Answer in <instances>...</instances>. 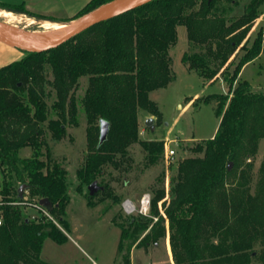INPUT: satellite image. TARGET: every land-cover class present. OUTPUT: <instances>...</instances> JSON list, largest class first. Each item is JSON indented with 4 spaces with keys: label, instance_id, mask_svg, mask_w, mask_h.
<instances>
[{
    "label": "trees",
    "instance_id": "trees-1",
    "mask_svg": "<svg viewBox=\"0 0 264 264\" xmlns=\"http://www.w3.org/2000/svg\"><path fill=\"white\" fill-rule=\"evenodd\" d=\"M106 1L89 0L67 19L37 14L24 2H0V10L72 22ZM238 2L148 0L56 48L23 50L22 58L0 67V197L5 202L0 264H53L41 259L46 237L58 243L68 240L54 222L27 220L23 207L8 202L19 199V187L26 184L31 196L47 197L52 213L69 227L65 218L70 202L68 171L49 152L42 158L41 148L47 145L48 133L59 141L67 136L69 123H78L75 91L81 77L88 78L81 104L88 120L89 152L76 170L77 189L82 193L83 186L94 181L102 187L94 195L88 190L87 203L94 206L110 197L120 201L107 182L99 181L109 166L122 173L143 172L161 162L167 141L139 136V112L161 115L150 93L168 87L174 79L168 51L178 40L180 25L185 26L194 49L183 55V62L204 80L221 72L228 86L224 93L203 97L206 104L215 103L219 125L213 136L189 148L191 156L179 160L169 196L164 174L152 184L147 216L113 214L121 230L116 262L132 264L133 245L147 249L157 242L168 219L175 264H264V158L254 187L252 164L246 162L255 158L264 139V91H252L251 83L240 76L244 66L263 51L264 25L251 44L244 40L260 17L264 0H251L242 14L233 16L230 13ZM238 48L244 53L231 71L234 60L228 61ZM48 86L56 92L50 105ZM51 111L55 117H49ZM101 119L110 122L103 143ZM135 144L145 152L141 163L130 152ZM27 146L33 153L22 157L20 151Z\"/></svg>",
    "mask_w": 264,
    "mask_h": 264
},
{
    "label": "rangeland",
    "instance_id": "rangeland-1",
    "mask_svg": "<svg viewBox=\"0 0 264 264\" xmlns=\"http://www.w3.org/2000/svg\"><path fill=\"white\" fill-rule=\"evenodd\" d=\"M29 1L34 3V8H29L31 11L55 19L70 18L86 5L85 0H55L52 3L53 0H0V2L12 4L24 2L26 6H28ZM250 1L239 0L230 14L239 16ZM15 15L17 18L15 20H9L7 17H4V20L8 19V22H14L21 28L37 32L52 31V29L43 25L44 19L37 21V19L24 13ZM259 16L244 43L251 44L256 36V31L264 25V3L260 6ZM177 35V42L168 51L174 79L168 84V87L158 88L150 93V97L157 102L161 115H151L144 109L139 112V136L144 139L166 140L168 142L167 146L176 151L174 162L169 165L164 156L161 162L154 167L145 168L143 172H140V169H134L129 173H122L118 168L109 166L104 177L99 179V181L103 180L100 184L107 182L113 193L121 199L119 202H115L112 197L98 200L100 195L97 197V203L90 206L85 196L89 187L83 186L82 193L77 189L79 181L76 170L85 161L89 152L88 120L83 104H81L87 89L88 78L81 77L79 88L75 91L78 123L67 125V136L62 140H54L48 133L46 136L47 145L41 148L42 158H46V153L49 152L67 169L70 194V202L65 215L69 227L65 228L63 226V231L68 240L58 243L52 238L46 237L40 254L43 261L53 264H117V248L121 238V230L113 222V214L119 212L122 218L141 214L139 211L131 212V214L126 213L123 202L130 198L140 204L139 201L144 193L152 195L151 186L160 174H164L167 195L169 196L170 183L177 174L179 160L191 156L193 152L189 148L197 142L214 135L219 125L216 105L215 103L206 104L203 97L209 93H224L228 90V86L221 72L212 79L204 80L194 69L189 68L183 62L182 57L185 53H190L194 49L191 47L185 26L180 25L177 27ZM8 49L17 53L21 51L17 48L15 50L0 41V67L15 60V58L11 59L13 56L8 53ZM262 49L260 56L246 64L240 73L241 78L247 79L251 83V89L254 92L264 91V41ZM21 53L24 54V52ZM243 53L244 50L238 48L237 52L231 56L228 61L230 63L234 60L230 66L231 71L235 68L234 65ZM49 78L52 79L50 73ZM47 88L50 91L47 98L50 105L56 98V92L50 86ZM49 117H55L53 111H51ZM148 117L154 119V129L146 125ZM258 149L255 158L246 159L247 163L252 164L253 187L259 175L260 163L264 158V139L260 140ZM130 152L133 154L136 163L143 162L145 152L139 144L133 145ZM32 153L33 149L29 146L20 151L22 157L31 156ZM97 186L96 191L102 188L99 183H97ZM118 219L120 220V217ZM159 235L157 242H151L147 249L136 246V244L133 245L131 249L133 264H175L170 247L168 219L163 222Z\"/></svg>",
    "mask_w": 264,
    "mask_h": 264
},
{
    "label": "water",
    "instance_id": "water-1",
    "mask_svg": "<svg viewBox=\"0 0 264 264\" xmlns=\"http://www.w3.org/2000/svg\"><path fill=\"white\" fill-rule=\"evenodd\" d=\"M148 0H108L104 4L90 11L88 14L75 19L76 22L71 28L65 30H52V31H34L26 28H21L18 25L4 20L0 16V41L8 44L12 47L18 48L20 50H26L28 52H40L42 50H48L51 48H56V46L63 44L73 38V36L88 30L90 27L106 21L107 18L121 14L122 12L138 6ZM74 20V21H75ZM71 23V22H69ZM154 119L148 117L146 120V125L151 129H154ZM110 128V122L101 119L100 122V143H103L108 137ZM232 162H229V167ZM90 194L94 195L96 192L97 181H94L88 186ZM27 185L22 184L20 189V196H23ZM42 205H46L49 208L52 207L51 202L47 197L40 200Z\"/></svg>",
    "mask_w": 264,
    "mask_h": 264
},
{
    "label": "built area",
    "instance_id": "built-area-1",
    "mask_svg": "<svg viewBox=\"0 0 264 264\" xmlns=\"http://www.w3.org/2000/svg\"><path fill=\"white\" fill-rule=\"evenodd\" d=\"M167 145H168V142H167ZM167 145L165 149V160L170 165L175 160L176 151L175 149L171 148L170 146L168 147ZM141 199L139 201L140 204H137V202H134L132 199L127 198L123 202L124 211H125V208H127L129 213L134 212V211H139L141 213L140 211ZM40 200L41 198H38L36 196L34 197L31 196L29 190L26 189L23 193V196H20L19 199L11 200L8 203L23 207L27 220L30 219V220L37 221V222H44L48 220V221L54 222L60 229L61 228L63 229V225L60 223V221H58L57 217L52 213L51 209L46 205H42L40 203ZM4 203L5 202L0 197V225L2 224V221H3L2 205ZM150 208H151V201H150Z\"/></svg>",
    "mask_w": 264,
    "mask_h": 264
},
{
    "label": "bare ground",
    "instance_id": "bare-ground-1",
    "mask_svg": "<svg viewBox=\"0 0 264 264\" xmlns=\"http://www.w3.org/2000/svg\"><path fill=\"white\" fill-rule=\"evenodd\" d=\"M0 16H3L2 18L4 19V17L8 18L9 20H15L17 19L16 18V15L12 12V11H9V10H0ZM24 16V15H23ZM21 17V16H20ZM25 18V17H24ZM7 19V20H8ZM50 20V19H49ZM38 21V20H37ZM76 21H72L71 23H66L65 22H51V21H48V20H43V25L46 27V28H49V29H52L54 31L56 30H65V29H69L72 27V25L75 23ZM14 23V22H13ZM37 30V29H36ZM45 30V29H44Z\"/></svg>",
    "mask_w": 264,
    "mask_h": 264
},
{
    "label": "clouds",
    "instance_id": "clouds-1",
    "mask_svg": "<svg viewBox=\"0 0 264 264\" xmlns=\"http://www.w3.org/2000/svg\"><path fill=\"white\" fill-rule=\"evenodd\" d=\"M150 201H151V196L148 193H145V195L141 199V214L147 216L150 211ZM126 203V202H125ZM125 212L128 214H131L128 212V209L125 208Z\"/></svg>",
    "mask_w": 264,
    "mask_h": 264
},
{
    "label": "crops",
    "instance_id": "crops-1",
    "mask_svg": "<svg viewBox=\"0 0 264 264\" xmlns=\"http://www.w3.org/2000/svg\"><path fill=\"white\" fill-rule=\"evenodd\" d=\"M88 1L89 0H85V2L86 3H88ZM52 2H55V0H53V1H51V3ZM33 4L34 3H32V2H30L29 1V3L27 4L28 6H27V8L29 9V8H31V9H33L34 7H33ZM31 9H29V10H31ZM79 11V10H78ZM22 15V14H21ZM72 21H74V20H72ZM56 22V21H55ZM57 22H65V21H57ZM66 23H69V22H67L66 21ZM8 46H10V45H8ZM11 48H14L15 50H16V48L15 47H12V46H10ZM18 49V48H17ZM9 50V49H8ZM18 50H20V49H18ZM4 51H7V50H4ZM8 52V51H7ZM21 52H23V51H20V53H17L16 51H14V50H9V52L8 53H10L13 57L11 58V59H13V58H15V60L16 59H20V58H22L23 57V55H22V53ZM133 253H134V250L132 251ZM132 264H133V260H132Z\"/></svg>",
    "mask_w": 264,
    "mask_h": 264
}]
</instances>
